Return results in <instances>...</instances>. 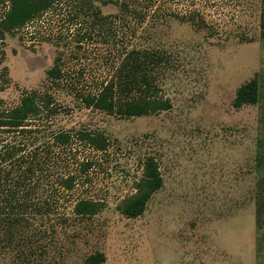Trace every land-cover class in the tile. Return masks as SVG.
I'll use <instances>...</instances> for the list:
<instances>
[{"label": "rangeland", "instance_id": "1", "mask_svg": "<svg viewBox=\"0 0 264 264\" xmlns=\"http://www.w3.org/2000/svg\"><path fill=\"white\" fill-rule=\"evenodd\" d=\"M216 1L224 6L203 9L207 28L171 19L140 43L170 55L160 83L173 103L168 111L141 117L89 108L74 91L49 87L47 71L57 48L51 38L40 39V20L7 33L6 85L0 92L5 104L13 107L26 93L48 90L64 109L50 120L47 136L87 130L109 141L105 150L75 146L79 160L92 166L58 206L57 162L47 159L40 172V206L25 214L33 260L87 264L91 255L103 253L105 261L98 264H264L262 189V200L255 199L264 179L262 0ZM102 11L114 14L117 8ZM68 53L75 54L68 60L72 79L96 89L106 69L99 50L73 44ZM253 78L259 102L235 108L237 90ZM148 156L156 158L164 186L141 216L128 218L119 205L137 192ZM65 158L74 167L75 156ZM79 199L101 201L104 209L77 217L73 208ZM7 251L0 264H21Z\"/></svg>", "mask_w": 264, "mask_h": 264}, {"label": "trees", "instance_id": "2", "mask_svg": "<svg viewBox=\"0 0 264 264\" xmlns=\"http://www.w3.org/2000/svg\"><path fill=\"white\" fill-rule=\"evenodd\" d=\"M216 0H0V67L6 58V35L34 20H40V39L55 41L57 56L47 71L49 87H64L75 92L89 107L120 117H141L151 112L168 111L173 103L163 94L161 79L171 62L163 50L141 48L171 19L189 21L200 28L208 26L203 9L220 8ZM113 5L114 14H104L102 6ZM221 5V6H220ZM47 24V26H42ZM260 27L264 35V0L261 1ZM56 28L57 30L55 31ZM99 50L105 71L96 89H85L72 79L69 46ZM73 54V55H72ZM6 67L0 70V92L5 90ZM259 102L256 78L243 84L233 101L235 108ZM52 92L33 90L10 107L0 97V258L6 248L21 264H46L32 258L31 236L26 229L31 221L26 212L39 208L40 172L48 158L57 162L54 180L58 206L65 191L77 187L87 176L91 161L79 160V145L105 150L108 139L99 131H50V120L63 110ZM76 146V147H75ZM75 156L74 167L65 155ZM164 186L157 160L148 156L136 193L119 205L128 218L141 216L148 201ZM257 202L262 200L264 179L258 184ZM104 209V203L79 199L73 208L77 217H91ZM68 218V217H66ZM63 219V218H62ZM68 220V219H67ZM27 234V235H26ZM30 236V237H29ZM7 251V252H8ZM105 261L103 253L91 255L87 264Z\"/></svg>", "mask_w": 264, "mask_h": 264}]
</instances>
